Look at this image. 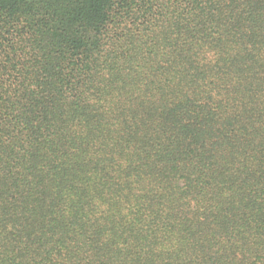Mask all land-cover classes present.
Listing matches in <instances>:
<instances>
[{"label": "trees", "instance_id": "trees-1", "mask_svg": "<svg viewBox=\"0 0 264 264\" xmlns=\"http://www.w3.org/2000/svg\"><path fill=\"white\" fill-rule=\"evenodd\" d=\"M0 264H264V0H0Z\"/></svg>", "mask_w": 264, "mask_h": 264}]
</instances>
